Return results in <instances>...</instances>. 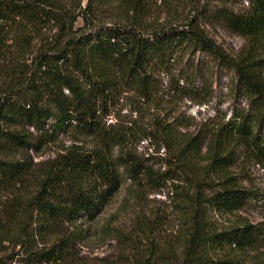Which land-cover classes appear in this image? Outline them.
<instances>
[{"label": "trees", "instance_id": "trees-1", "mask_svg": "<svg viewBox=\"0 0 264 264\" xmlns=\"http://www.w3.org/2000/svg\"><path fill=\"white\" fill-rule=\"evenodd\" d=\"M191 4L185 12L171 0H0V264H264L261 227L239 215L227 226L210 218L251 200L264 206V190L244 188L232 172L238 147L264 168V0ZM209 24L242 37V48L226 52ZM198 52L234 72L248 104L209 134L205 150L207 133L183 129L170 107L202 95ZM127 94L136 117L108 122ZM68 130L90 140L34 161L29 151L39 155ZM141 141L151 154L136 153ZM123 175L128 205L145 187L171 183L176 231L158 234L157 218L138 211L104 229L120 247L114 261L79 257L83 223ZM9 246L18 252L4 255Z\"/></svg>", "mask_w": 264, "mask_h": 264}, {"label": "rangeland", "instance_id": "rangeland-1", "mask_svg": "<svg viewBox=\"0 0 264 264\" xmlns=\"http://www.w3.org/2000/svg\"><path fill=\"white\" fill-rule=\"evenodd\" d=\"M174 8L179 11L189 10L193 1L207 0H171ZM245 2L239 1L234 4L235 8H243L246 6ZM206 29L211 37L230 54H236L243 46L244 40L239 35L231 32L221 24L206 25ZM195 59L201 60L203 77H198V85L204 83L203 89L199 92L201 96L195 98H180L177 102L170 106L172 115L178 116L182 119V128L189 131H203L206 132L203 149L205 150L208 142L209 134L216 130L219 126L231 120L235 115H239L248 110V104L244 94L242 93L234 72L225 67L215 66L207 62V58L202 53H196ZM189 58V57H186ZM184 58L183 66L187 62ZM179 70V67L176 69ZM164 85L169 81L167 75H162ZM201 97V98H200ZM200 99L204 103H198ZM138 104L136 100L127 94L122 97L111 108V114L108 116V122H115L117 119L126 120L133 119L138 113L134 112ZM169 106L165 105L163 107ZM145 111V110H144ZM158 111H162L161 108ZM164 112V110H163ZM148 113V112H147ZM149 115V113H148ZM262 143L264 144V123L261 128ZM90 139L84 138L80 134L73 131H66L58 134L56 141L43 147L39 155H34L33 152L29 153L33 156L34 161L44 160L53 157L57 152L62 151L67 145L85 141ZM147 142L141 141L134 144L136 153L140 156H147L151 154L147 149ZM238 155L236 162L232 166V172L239 181L240 185L244 188L261 193L264 190V168L262 165L253 159L251 155L243 154L244 149L238 147L235 149ZM161 154V153H160ZM158 157V156H154ZM157 159V158H156ZM155 160V159H153ZM155 167L164 168L160 159ZM154 162V161H153ZM122 185L116 194L110 199L104 209L97 214L93 219L86 220L82 225L84 240L76 245V254L79 257H86L89 260L100 258H108L112 261L115 260L119 253V245L116 240L111 239L110 236L103 234L106 225H123L129 221L131 217L144 211L145 214L151 218H157L158 221V234L168 235L176 231L178 227V220L174 213V205L171 202L172 191L170 189L171 183H166L160 187H145L142 198L138 200H130L128 205L126 200L127 187L130 185V179L123 175ZM245 218L251 223L257 224L264 230V206L259 200H251L243 206L233 216L216 215L211 213V221L218 226H227L233 220H237V216ZM264 250V247L260 248ZM19 247L9 246L4 255H12L18 252Z\"/></svg>", "mask_w": 264, "mask_h": 264}]
</instances>
